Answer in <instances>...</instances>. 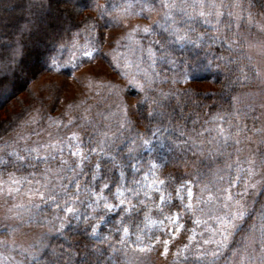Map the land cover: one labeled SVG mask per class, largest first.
<instances>
[{
    "label": "snow or ice",
    "instance_id": "6c2138e0",
    "mask_svg": "<svg viewBox=\"0 0 264 264\" xmlns=\"http://www.w3.org/2000/svg\"><path fill=\"white\" fill-rule=\"evenodd\" d=\"M3 5L13 7L7 0ZM238 6L225 5L223 0H105L103 4L99 0H28L25 10L29 19L15 42L5 44L0 40V53H9L7 59L0 55V89L15 88L19 81L26 82L40 71L71 74L81 63L105 59L107 54L100 51L103 30L119 26L121 20L139 16L151 23L133 26L116 41L117 48L139 53L135 60L125 57V67L134 65L136 71L122 73L127 87L136 91L127 96L124 89L109 92V97H114L109 113H99L106 123L87 115L67 123L49 117V127L59 131L74 126L78 130L66 136L49 133L47 141L31 144L30 137L21 136L15 146L5 142L0 147V208L5 209L0 214V264H119L117 253L130 243L139 252H149L162 244L163 255L167 256L170 242L181 233H187L188 242L177 248L173 264H264V202L257 199L264 196V173L257 172L254 159L245 161L247 167L239 159L226 164L227 187L223 186V169L216 173V179L207 182V173L200 168L170 176L167 181L155 176L169 155L178 154L185 162L189 154L223 156L224 150L232 146L233 132L247 130L246 126L240 127L241 119L255 122L264 117V113L255 114L253 104L235 108L240 97L222 92L219 99L229 105L228 110L218 111L204 120L200 130L194 127L189 132L186 120L183 126L176 123L177 109L171 101L176 99L180 118L184 119L180 101L190 95V90L165 92L159 87L187 84L214 67L219 70L222 65L216 63L218 60L225 68L235 62L211 51L203 57L199 51L195 55L187 53L223 45L227 33L233 30V18L237 30L242 19L224 9ZM89 9L95 17L74 21V16ZM152 12H156L157 19H151ZM221 25L225 30L223 39L218 35ZM73 28L76 31L71 40H63L61 33L67 34ZM233 35L238 36V32ZM238 45V38L228 39L226 50L233 52ZM65 53L69 54L67 60L63 59ZM117 59L114 55L113 60ZM240 71L244 73L243 68ZM9 73L14 78L11 82ZM250 79L244 74L226 88L231 92ZM213 96L204 94L205 99ZM141 120L147 122L146 133L126 137L125 129ZM33 134L39 136L40 132L34 130ZM145 153L150 157L148 171L129 184L130 173L135 177L143 172ZM205 167L211 168V164ZM259 167L264 168V158ZM257 175L261 177L258 180ZM249 195L253 197L251 204L246 199ZM142 211L145 221L151 219L149 214L157 217L152 220L155 230L146 232L135 222ZM186 217L191 219L192 228L187 227ZM81 223L86 225L82 230ZM33 226L46 230L30 238L25 229ZM102 228L108 229L107 235ZM69 230L82 232L86 240L74 243ZM238 234L242 235L237 241ZM113 238L116 243H112Z\"/></svg>",
    "mask_w": 264,
    "mask_h": 264
},
{
    "label": "rangeland",
    "instance_id": "374dc122",
    "mask_svg": "<svg viewBox=\"0 0 264 264\" xmlns=\"http://www.w3.org/2000/svg\"><path fill=\"white\" fill-rule=\"evenodd\" d=\"M18 1L19 0H7V2L12 5H15ZM99 2L103 4L105 3V0H99ZM111 2L121 3L122 0H111ZM216 2L219 3L220 0H216ZM223 3L225 5H239L238 7H233L231 9L225 8L224 10L225 12L233 11L234 17H242L239 23L245 25L243 34L246 38V52L251 56V60L256 68V86L250 90L244 89L236 95L240 97V103L235 104V108H241L244 105L253 104L256 106L255 114L258 115L264 113V15L254 14L251 0H223ZM59 7L63 11L64 5L61 4ZM4 8L3 0H0V9H3V15L0 16V23L6 21L4 16L7 11ZM89 12L91 15L96 16L94 11L89 9ZM18 13L19 12L16 10L15 15H18ZM117 14L118 13H114V15ZM157 18L156 12H152L151 19L155 20ZM233 22L234 24L236 23L234 18ZM150 23L151 20L142 19L139 16H132L129 19L121 20L119 26L103 30L104 43L100 46V51L101 54H107L105 59L97 58L92 61L81 63L71 74L66 72L57 73L42 71L40 75L31 80L29 82L28 90L22 95V98L24 102H26V100L29 99L28 96L31 95L32 99L28 101L33 103L32 107L27 114L17 122L12 129V132L3 139L0 143V147H2L5 142L15 146V141L20 139L21 136L30 137L28 142L31 144L36 141H47L49 139V133H52L53 136H56L57 134L60 136H66L70 132L78 130L74 126L67 129L61 128L59 131L54 126L49 127V117L53 119L62 118L64 123H67L71 118L87 115L90 119L106 123V121L101 120L99 113H103L105 116L109 113V104H111L114 99V97H109V92H115L116 89H124L125 91L123 94L127 96L134 95L136 91L131 87H127V78H125L122 73H134L136 71L134 65L131 67H125V57L129 60H135L139 53L123 47L117 48L116 41L120 40L121 37L129 32L133 26H145ZM81 43H83V39L81 40ZM122 43L127 42L122 41ZM196 51H199L200 56L203 57L206 52L211 51L213 53V47L211 49L204 48L203 50H192L189 52V55H195ZM114 55L118 57L117 60H113ZM63 59H69V54L65 53ZM117 64L119 67L116 66ZM206 73H202L201 75ZM113 85H115V88L112 87ZM178 85L200 93H207L213 89L208 81H201V79L190 80L187 84L181 83ZM178 85L167 83V85H163L165 86L164 89L161 88L160 85L159 87L162 90H167L169 86L177 87ZM86 109H91V111L86 113ZM210 117L208 119H210ZM33 121L39 122L33 123ZM232 123L235 124L236 121L233 120ZM202 124L203 123H201V125ZM239 124L242 129L246 126L247 130L241 131L239 134L233 132L232 146L224 150L223 156L214 158L209 156H191V154H189L187 162H185L179 158L178 154H176L167 156L166 163H169L172 166H181L184 175L190 174L197 168H200L207 173L205 182H207V180L216 179V173L223 169L225 181L223 185L224 187H227V180L229 178V170L226 168V164L234 163L237 159H239L243 167H247L245 161L254 159L258 165L257 172L264 173V168L259 167L261 159L264 158V143H261V141H264V117L255 122L252 119H241ZM201 125L199 124V126L195 128L200 130ZM133 128L134 127L131 129H125L126 137H135V131ZM34 130L40 132V135H34ZM213 135H215V133H213ZM121 139H123V137ZM237 139L241 141L238 145L234 143ZM20 142L21 145H23L24 141L21 140ZM237 148L240 149L239 152H237ZM229 153L231 154V159H229ZM201 160H203V163H200ZM209 164H211V168L205 167V165ZM42 168L43 165L40 166L41 170ZM147 171L148 168L146 172ZM20 174L21 173H18L17 175ZM232 175H235V169L232 170ZM155 176L158 179H164L157 172L155 173ZM137 177L139 176L136 175L133 179H136ZM260 178V175H257L256 179L258 180ZM5 179H7V177H5ZM170 190H172L171 187ZM233 191L235 192L237 189H233ZM23 198L26 199V197ZM246 199L248 203L251 204L253 197L249 195ZM257 199L264 202V196H259ZM2 203L3 201L0 200V204ZM4 210V208H0V214H2ZM252 222L253 221H249L248 223L250 224ZM186 223L188 228L193 227L190 218L186 217ZM244 227L247 228L248 224H245ZM45 230L46 229H41L35 226H33L31 230L25 229V231L29 232L30 238H34L37 233ZM156 234L159 235V231H157ZM241 235L242 234H238L235 239L238 241ZM163 238L167 239L166 236ZM187 242V233H181L175 240L170 242V251L167 256L163 255L162 244H157L149 252L135 251L129 245L130 250L128 248L125 249L127 256L123 264H173L175 260L174 253L177 248ZM117 246L120 247L118 244ZM256 247L258 249L259 245L257 244Z\"/></svg>",
    "mask_w": 264,
    "mask_h": 264
},
{
    "label": "trees",
    "instance_id": "16d2710c",
    "mask_svg": "<svg viewBox=\"0 0 264 264\" xmlns=\"http://www.w3.org/2000/svg\"><path fill=\"white\" fill-rule=\"evenodd\" d=\"M28 0H19L15 5L13 4V7L10 8H4L7 13L5 14V22L0 23V40H2L5 44L12 42L14 43L19 35V30L25 25L27 20L29 19L28 12L25 10L27 6ZM252 4V10L254 11V14L256 15H264V0H251ZM16 10L19 12L18 15L16 14ZM54 14H55V7L53 8ZM3 15V9H0V16ZM92 16L89 10H85L81 13L79 16H74V21L76 23H80V21L84 20L85 17ZM228 18L225 17V20ZM245 25L241 24V27L239 30L236 29L235 24L233 22V30L230 33H227L228 39L236 40L239 39V45L235 48V51L229 52L226 50L228 39H225V43L223 45L216 44L213 46V54L217 56H223L225 58L231 57L234 63L228 65V68H231L232 71H228V68H225L223 66V62L216 61V63H221V68L219 70H216L215 67L213 71L207 72L204 75H201L199 79L201 81H208V83L212 86L211 91H208L207 93H200L197 91H193L192 89H188L186 87H181L178 85L175 86H169L167 90H163L165 92L169 91V89L172 90H180L181 92L185 89L190 90V95L188 97H183L180 101L181 106H183V117L184 119H181V113L180 108L177 107V101L174 98L171 101L172 107H176L177 109V118L176 123L183 126L185 124V120L187 121V130L190 132L194 127L201 125V123L204 122V120L208 119L212 114H215L219 110H228L229 105L227 103H224V101L219 99V95L224 92L229 97L236 96L239 94L242 90H250L253 87L256 86V68L254 66L253 61L251 60V56L246 52V38L244 36V28ZM81 28H83V25H81ZM76 31L75 28L71 30V32L64 34L61 33V36L63 40L70 41L72 38V33ZM237 35H233V33H237ZM218 35L221 36L223 39L225 37V30L224 26L221 25V32L218 33ZM27 39V36H25V40ZM205 48H207L205 46ZM191 52V51H190ZM0 55H3L5 59H7L9 53L3 52L0 53ZM189 55V53H187ZM244 69V73H241L240 69ZM42 71L37 72L34 78H36L38 75H40ZM244 74H247L251 79L246 82L245 86L237 85L235 89L231 92H229L226 88V85L229 84L230 81L236 80L238 78H242ZM167 75H171V73H167ZM34 78H30L29 80L25 81H19L17 83V86L15 88H3L0 89V143L3 141V139L9 135V133L12 132V129L15 127L17 122L24 117L27 112L32 107V102L28 101L32 99L31 95L28 96L29 99L24 102L22 95L27 92L29 82L33 80ZM14 78L9 73V81L11 82ZM164 85V84H163ZM160 85L161 88L164 89L165 86ZM167 85V84H166ZM189 86V85H187ZM185 88V89H184ZM204 94H215L212 98L205 99ZM186 102V103H185ZM171 110V109H169ZM193 121H198L195 125L193 124ZM146 121L141 120L138 124L134 126L135 134L136 132L140 133H146ZM134 134V136H135ZM150 159V157L145 153L143 154V172L141 174H138L139 177H137V180H140L143 178L144 172L146 173V170L148 168L147 162ZM167 159V157H166ZM160 163H164V161H160ZM8 171H13V169L9 168ZM160 176H162L166 181L167 178L170 176H179L184 175V171H182L181 166H172L169 163H166L165 166L159 168L156 171ZM7 177L6 174L4 178ZM128 183L131 184L133 181V175L130 173L128 175ZM151 203H149L148 207H151ZM146 211V209H145ZM145 211H142L140 215L136 219V223H140V226L145 229L146 232H151L154 229V225L152 224V220L157 219L155 215H151V219L148 221H145ZM86 225L83 223L80 224V229L82 230ZM102 233L107 235L108 229L102 228ZM133 232H135V228H133ZM73 242H84L86 240V237L83 236L82 232L80 234L74 233L71 230H69L68 233ZM132 239H135V236L132 237ZM116 239L113 238L112 243H115ZM119 245V244H118ZM130 247H132L131 243L129 244ZM104 247V246H102ZM118 247V246H117ZM130 247L127 248L130 250ZM119 248V247H118ZM126 248V249H127ZM133 248V247H132ZM127 253H125V249H123L121 252L117 253V258L119 260V264H123L125 262Z\"/></svg>",
    "mask_w": 264,
    "mask_h": 264
}]
</instances>
